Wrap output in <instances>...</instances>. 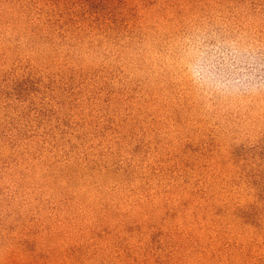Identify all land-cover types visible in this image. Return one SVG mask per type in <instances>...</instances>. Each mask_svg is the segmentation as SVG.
<instances>
[{
	"label": "rangeland",
	"instance_id": "1",
	"mask_svg": "<svg viewBox=\"0 0 264 264\" xmlns=\"http://www.w3.org/2000/svg\"><path fill=\"white\" fill-rule=\"evenodd\" d=\"M198 30L264 0H0V264H264V93H197Z\"/></svg>",
	"mask_w": 264,
	"mask_h": 264
},
{
	"label": "clouds",
	"instance_id": "2",
	"mask_svg": "<svg viewBox=\"0 0 264 264\" xmlns=\"http://www.w3.org/2000/svg\"><path fill=\"white\" fill-rule=\"evenodd\" d=\"M180 64L191 87L205 97L264 93V50L241 38L198 30L181 46Z\"/></svg>",
	"mask_w": 264,
	"mask_h": 264
}]
</instances>
